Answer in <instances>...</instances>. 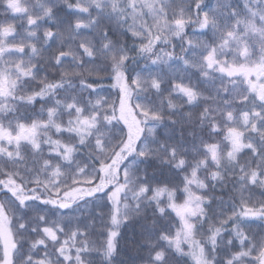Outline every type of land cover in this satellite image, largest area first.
<instances>
[{"label":"snow or ice","instance_id":"snow-or-ice-1","mask_svg":"<svg viewBox=\"0 0 264 264\" xmlns=\"http://www.w3.org/2000/svg\"><path fill=\"white\" fill-rule=\"evenodd\" d=\"M141 221L131 264H264V0H0V264Z\"/></svg>","mask_w":264,"mask_h":264},{"label":"trees","instance_id":"trees-1","mask_svg":"<svg viewBox=\"0 0 264 264\" xmlns=\"http://www.w3.org/2000/svg\"><path fill=\"white\" fill-rule=\"evenodd\" d=\"M214 3L215 0H212ZM105 87L108 85V81L102 82ZM104 95H107V92L103 93ZM186 111L188 109H185ZM169 175H172L169 173ZM219 194V193H217ZM257 197H259L260 193L257 191L256 193ZM144 223L143 221L134 223L127 227L126 229L122 230L123 233V239L121 240V245L124 246L126 251H123L121 253L120 259H123L124 261L128 262V264H131L132 259H134L137 256V246L142 242L141 237V225ZM147 223H151V220H149ZM259 222L253 225V228L259 229L260 228ZM140 255H146L147 254V248L139 249ZM137 264H143V262L137 260Z\"/></svg>","mask_w":264,"mask_h":264}]
</instances>
